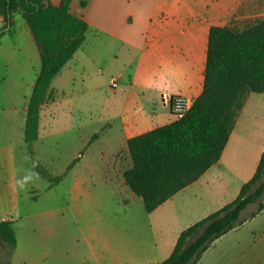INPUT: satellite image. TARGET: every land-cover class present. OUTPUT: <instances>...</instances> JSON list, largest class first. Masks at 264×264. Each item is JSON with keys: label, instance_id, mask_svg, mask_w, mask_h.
Wrapping results in <instances>:
<instances>
[{"label": "crops", "instance_id": "obj_1", "mask_svg": "<svg viewBox=\"0 0 264 264\" xmlns=\"http://www.w3.org/2000/svg\"><path fill=\"white\" fill-rule=\"evenodd\" d=\"M50 1L59 6L63 0ZM82 1L87 2L84 7ZM262 8L264 0H71L70 11L81 16L89 29L80 60L76 58L81 49L53 79L50 90L55 95L64 92L63 74L68 70H81L89 77L110 72L111 79L118 80L117 88L126 94L122 133L127 148L129 138L176 120L163 95L194 102L202 94L211 27H235L230 24L233 19L248 21ZM4 20L0 14V29ZM7 36L17 45L4 41ZM0 59L4 69L0 72V85H4L0 93V222H12L17 239L11 254L0 241V264H53L56 253L48 244L50 233L38 231L39 212L28 206L38 190L26 185L27 164L21 152L42 138L44 115L56 119V112L50 109L57 106L58 98L43 106L39 137L27 144V111L42 63L21 12L0 41ZM110 81L105 83L108 91L113 89ZM15 94L20 95L19 101H13ZM246 109L247 96L219 162L155 210L170 217H149L151 231L143 243L131 249L119 244L112 251L94 249L95 264H162L183 230L238 196L255 174L264 151V124L257 131H239ZM107 127L103 126L101 135ZM84 157L83 153L73 162ZM257 209V204L249 205L240 217L244 222L215 240L197 264H264V209L252 217Z\"/></svg>", "mask_w": 264, "mask_h": 264}, {"label": "trees", "instance_id": "obj_2", "mask_svg": "<svg viewBox=\"0 0 264 264\" xmlns=\"http://www.w3.org/2000/svg\"><path fill=\"white\" fill-rule=\"evenodd\" d=\"M46 0H0L4 26L0 41L22 13L41 55V70L29 101L25 142L39 137L40 114L52 98L53 79L86 41L89 26L70 11L71 0L46 6ZM86 1H82L84 7ZM249 93H264V18L244 29L213 26L209 33L204 89L181 119L127 140L132 161L124 171L126 186L151 213L217 164ZM98 138L95 134L90 142ZM56 181L59 178L55 179ZM264 151L253 177L238 196L216 212L183 230L162 264H197L215 240L240 226L242 212L251 204L264 209ZM0 241L11 254L17 245L13 224L0 222Z\"/></svg>", "mask_w": 264, "mask_h": 264}, {"label": "rangeland", "instance_id": "obj_3", "mask_svg": "<svg viewBox=\"0 0 264 264\" xmlns=\"http://www.w3.org/2000/svg\"><path fill=\"white\" fill-rule=\"evenodd\" d=\"M263 18L264 9L248 21L233 19L230 24L244 29ZM9 37L4 41L17 45ZM91 46L92 42L86 46V51ZM82 51L76 59L80 60ZM72 67L79 66L73 64ZM3 70L0 59V72ZM63 75L66 78L64 92L58 95L53 92L48 101L58 98L57 106L50 109L56 112V119L44 115L42 138L30 147L34 156L29 148L21 152L27 164L24 168L26 185L38 190L28 206L39 212L38 231L50 233L48 244L56 253L51 259L53 264H82L83 259L87 264H95L94 249L112 251L118 244L123 249H131L143 243L151 231L149 217H170V214L164 216L162 210L147 212L142 199L124 182L123 173L132 165L128 148L123 145L126 94L121 87L106 89L111 73L89 77L81 70H68ZM3 86L0 85V93ZM19 99L20 95L15 94L13 101ZM105 124L110 128L101 135ZM262 124L264 96L249 93L239 131H257ZM95 134L98 138L88 143ZM83 153L85 157L74 163ZM50 210L54 212L50 214ZM197 216L192 214L191 217Z\"/></svg>", "mask_w": 264, "mask_h": 264}, {"label": "built area", "instance_id": "obj_4", "mask_svg": "<svg viewBox=\"0 0 264 264\" xmlns=\"http://www.w3.org/2000/svg\"><path fill=\"white\" fill-rule=\"evenodd\" d=\"M110 86L115 89L118 87V80L116 78L111 79ZM164 104L169 106L171 113L176 119L183 118L186 113L191 109L193 101L181 96L171 97L169 95H163Z\"/></svg>", "mask_w": 264, "mask_h": 264}, {"label": "water", "instance_id": "obj_5", "mask_svg": "<svg viewBox=\"0 0 264 264\" xmlns=\"http://www.w3.org/2000/svg\"><path fill=\"white\" fill-rule=\"evenodd\" d=\"M45 3H46V6H49V1H45ZM5 17H4V15H2V19H4Z\"/></svg>", "mask_w": 264, "mask_h": 264}]
</instances>
